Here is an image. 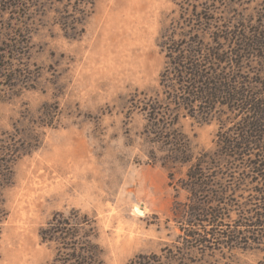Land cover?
<instances>
[{
	"label": "rangeland",
	"instance_id": "rangeland-1",
	"mask_svg": "<svg viewBox=\"0 0 264 264\" xmlns=\"http://www.w3.org/2000/svg\"><path fill=\"white\" fill-rule=\"evenodd\" d=\"M216 1L215 31L235 23L247 37L264 31V0ZM191 19L172 0H0V135L37 141L14 162L2 191L0 264H49L54 247L40 242L39 231L54 214L72 211L89 219L104 264H128L176 243L172 208L186 203L178 186L186 169L170 183L150 164L136 101L158 91L161 47L192 24L198 29ZM255 53L245 56L244 72L264 80V54ZM180 127L193 154L214 148L216 122L185 119ZM240 238L239 246H210L202 263L264 264V237Z\"/></svg>",
	"mask_w": 264,
	"mask_h": 264
},
{
	"label": "trees",
	"instance_id": "trees-1",
	"mask_svg": "<svg viewBox=\"0 0 264 264\" xmlns=\"http://www.w3.org/2000/svg\"><path fill=\"white\" fill-rule=\"evenodd\" d=\"M172 1L181 16L191 17L190 23L200 26L194 29L192 24L189 34L180 33L177 40L163 44L165 64L158 91L144 95L136 106L145 120L142 138L149 147L150 164L166 170L170 183L175 171L186 169L178 185L187 193L186 203H174L172 208L181 236L159 253L137 255L128 264H203L210 246H239L244 240L240 237H253L252 242L264 237V80H253L244 72L251 62L245 56L253 58L256 51L264 54V31L240 35L237 23L232 29L225 26L215 31L210 16L221 3L210 0L213 7L199 8L201 0ZM203 32L209 37L206 43L199 39ZM185 119L217 123L212 150L192 153L180 127ZM19 138L0 135V234L6 220L2 191L12 182L11 168L37 149L35 139ZM247 192L245 201L242 197ZM233 209L238 210V221L231 229H223ZM90 224L75 211L67 217L54 214L39 231L40 242L54 247L49 264H104Z\"/></svg>",
	"mask_w": 264,
	"mask_h": 264
}]
</instances>
